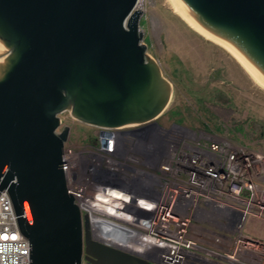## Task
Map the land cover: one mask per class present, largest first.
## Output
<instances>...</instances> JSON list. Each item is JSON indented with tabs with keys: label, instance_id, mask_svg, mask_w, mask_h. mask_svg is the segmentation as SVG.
<instances>
[{
	"label": "water",
	"instance_id": "water-1",
	"mask_svg": "<svg viewBox=\"0 0 264 264\" xmlns=\"http://www.w3.org/2000/svg\"><path fill=\"white\" fill-rule=\"evenodd\" d=\"M227 47L264 87V0H176ZM136 0H0V191L13 201L30 264H152L92 238L68 193L63 147L55 132L67 107L104 127L155 118L173 101V86L139 44ZM146 61V62H145ZM168 85L164 106L150 95ZM149 117V118H148ZM147 118V119H146ZM153 119V120H152Z\"/></svg>",
	"mask_w": 264,
	"mask_h": 264
},
{
	"label": "built area",
	"instance_id": "built-area-1",
	"mask_svg": "<svg viewBox=\"0 0 264 264\" xmlns=\"http://www.w3.org/2000/svg\"><path fill=\"white\" fill-rule=\"evenodd\" d=\"M153 126H100L96 155L83 162L64 144L67 191L92 238L158 264H264V238L244 230L264 218V153L224 139L191 146L185 132ZM18 217L3 187L0 264H30ZM79 264H92L84 251Z\"/></svg>",
	"mask_w": 264,
	"mask_h": 264
},
{
	"label": "rangeland",
	"instance_id": "rangeland-1",
	"mask_svg": "<svg viewBox=\"0 0 264 264\" xmlns=\"http://www.w3.org/2000/svg\"><path fill=\"white\" fill-rule=\"evenodd\" d=\"M145 8L153 36L147 54L174 89L171 106L153 127L185 132L191 146L224 139L264 153V88L226 49L192 29L172 10L170 0H149ZM16 46L11 43L0 58ZM59 117L58 130L69 129L65 147L77 162L92 159L100 126L75 117L69 107ZM244 230L264 237V218L249 217Z\"/></svg>",
	"mask_w": 264,
	"mask_h": 264
},
{
	"label": "flooded vegetation",
	"instance_id": "flooded-vegetation-1",
	"mask_svg": "<svg viewBox=\"0 0 264 264\" xmlns=\"http://www.w3.org/2000/svg\"><path fill=\"white\" fill-rule=\"evenodd\" d=\"M148 18H149V15L147 14V10H145V12H142L139 14L138 21H137V31L139 34V38L142 41L141 45L145 49H146V44H147L145 42V39L147 37H149L148 34H150V31H149L148 26H147V19ZM145 49H144V60L147 59ZM164 82H165L164 80L162 82L161 81L157 82L159 84H158V86H156V84H155V86H154L155 92L152 95H150L149 100L151 99L150 103H151L152 109L154 111L159 110L162 106H164L167 102L168 97H169V93H170L171 89H169V86L167 84L163 85ZM147 122H151V120H149ZM64 128L65 127H63V129ZM68 132H69V129H68ZM203 264H212V262L210 263V262L203 261Z\"/></svg>",
	"mask_w": 264,
	"mask_h": 264
},
{
	"label": "bare ground",
	"instance_id": "bare-ground-1",
	"mask_svg": "<svg viewBox=\"0 0 264 264\" xmlns=\"http://www.w3.org/2000/svg\"><path fill=\"white\" fill-rule=\"evenodd\" d=\"M172 10L177 13L192 29L197 31L199 34H201L203 37L213 41L214 43H217L215 39V34L207 30L200 22L197 20L192 14L191 11L177 2L176 0H170ZM218 45L222 46L224 49H226L234 58L239 62V64L243 67L239 59L224 45L217 43ZM244 68V67H243ZM245 69V68H244ZM246 71V69H245ZM247 72V71H246ZM248 73V72H247ZM264 88V87H262ZM153 120V119H152ZM93 223H95V220H93Z\"/></svg>",
	"mask_w": 264,
	"mask_h": 264
},
{
	"label": "crops",
	"instance_id": "crops-1",
	"mask_svg": "<svg viewBox=\"0 0 264 264\" xmlns=\"http://www.w3.org/2000/svg\"><path fill=\"white\" fill-rule=\"evenodd\" d=\"M148 35H149V37H147V38L145 39V42L147 43V44H146V49L144 48V49L146 50V53H147L148 48H149L150 43H151V39H150V38L153 37L151 33L148 34ZM145 62H146V61H145ZM160 114H161V113H160ZM157 117H158V115H157L156 117H153V118L156 119ZM145 121H146V120H145ZM142 122H143V121H142ZM103 127H104V126H103ZM261 238H264V237H261Z\"/></svg>",
	"mask_w": 264,
	"mask_h": 264
}]
</instances>
